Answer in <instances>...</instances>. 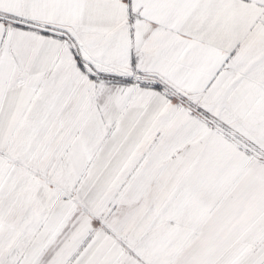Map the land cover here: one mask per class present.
<instances>
[{
	"label": "snow or ice",
	"instance_id": "obj_1",
	"mask_svg": "<svg viewBox=\"0 0 264 264\" xmlns=\"http://www.w3.org/2000/svg\"><path fill=\"white\" fill-rule=\"evenodd\" d=\"M0 264H264V0H0Z\"/></svg>",
	"mask_w": 264,
	"mask_h": 264
}]
</instances>
